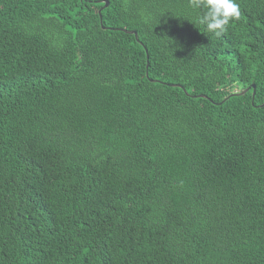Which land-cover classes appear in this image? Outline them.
Here are the masks:
<instances>
[{"label": "trees", "instance_id": "trees-1", "mask_svg": "<svg viewBox=\"0 0 264 264\" xmlns=\"http://www.w3.org/2000/svg\"><path fill=\"white\" fill-rule=\"evenodd\" d=\"M238 3L216 37L188 0H0V264H264V0Z\"/></svg>", "mask_w": 264, "mask_h": 264}, {"label": "clouds", "instance_id": "clouds-1", "mask_svg": "<svg viewBox=\"0 0 264 264\" xmlns=\"http://www.w3.org/2000/svg\"><path fill=\"white\" fill-rule=\"evenodd\" d=\"M188 7L197 13L196 21L216 37L223 36L230 23L241 17L238 0H188Z\"/></svg>", "mask_w": 264, "mask_h": 264}, {"label": "water", "instance_id": "water-1", "mask_svg": "<svg viewBox=\"0 0 264 264\" xmlns=\"http://www.w3.org/2000/svg\"><path fill=\"white\" fill-rule=\"evenodd\" d=\"M105 7H107L108 6V3L107 2H105V5H104ZM126 33H129V34H133L134 36H135V38L137 39V34H136V32L135 31H125ZM251 88H252V90H253V92H252V97L254 96V93H255V86L254 85H251ZM249 90V88H247V89H245V90H243V91H241V92H237V93H234V94H232L233 96L235 95V96H240V95H243V94H245L247 91ZM262 105H264V103L262 104ZM261 105V106H262Z\"/></svg>", "mask_w": 264, "mask_h": 264}]
</instances>
